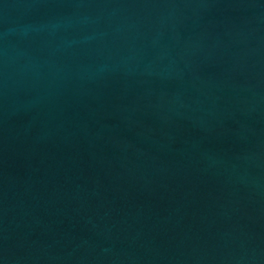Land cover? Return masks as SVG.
Returning a JSON list of instances; mask_svg holds the SVG:
<instances>
[{"label": "water", "instance_id": "1", "mask_svg": "<svg viewBox=\"0 0 264 264\" xmlns=\"http://www.w3.org/2000/svg\"><path fill=\"white\" fill-rule=\"evenodd\" d=\"M0 264H264V0H0Z\"/></svg>", "mask_w": 264, "mask_h": 264}]
</instances>
